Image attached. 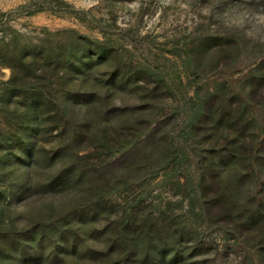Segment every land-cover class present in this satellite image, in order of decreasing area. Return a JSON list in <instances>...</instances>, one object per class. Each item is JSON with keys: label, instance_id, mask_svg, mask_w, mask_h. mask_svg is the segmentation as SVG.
Here are the masks:
<instances>
[{"label": "rangeland", "instance_id": "rangeland-1", "mask_svg": "<svg viewBox=\"0 0 264 264\" xmlns=\"http://www.w3.org/2000/svg\"><path fill=\"white\" fill-rule=\"evenodd\" d=\"M0 264H264V0H0Z\"/></svg>", "mask_w": 264, "mask_h": 264}, {"label": "trees", "instance_id": "trees-1", "mask_svg": "<svg viewBox=\"0 0 264 264\" xmlns=\"http://www.w3.org/2000/svg\"><path fill=\"white\" fill-rule=\"evenodd\" d=\"M201 177H202V178H201L200 182L203 181V185H205V183H206L205 174L203 173ZM35 184H36V187H37L38 182H37L36 180H33V181H32V184H31L30 187H29V189H31V188H35V189H36ZM234 197H235V196H233V198H234ZM205 200H206V195H204V201H205ZM207 206H208V202L205 201V203H204V205H203V208H204V209H207ZM136 250H137V249H136ZM136 250H134V254H136V252H138V251H136ZM115 253H117V252H116L114 249H111V251L108 253V256L113 255V254H115ZM137 255H138V253L136 254V256H137Z\"/></svg>", "mask_w": 264, "mask_h": 264}]
</instances>
